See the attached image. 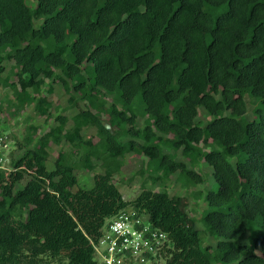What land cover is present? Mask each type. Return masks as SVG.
<instances>
[{
    "label": "trees",
    "instance_id": "1",
    "mask_svg": "<svg viewBox=\"0 0 264 264\" xmlns=\"http://www.w3.org/2000/svg\"><path fill=\"white\" fill-rule=\"evenodd\" d=\"M55 83L78 111L30 125L0 168V264H100L94 241L130 206L169 234L164 264H264V0H0V87L51 117ZM128 154L161 185L131 201L116 180ZM174 176L204 185L200 210Z\"/></svg>",
    "mask_w": 264,
    "mask_h": 264
},
{
    "label": "rangeland",
    "instance_id": "2",
    "mask_svg": "<svg viewBox=\"0 0 264 264\" xmlns=\"http://www.w3.org/2000/svg\"><path fill=\"white\" fill-rule=\"evenodd\" d=\"M7 66V71L11 69L13 66V61L8 60L5 62ZM49 98L53 102V115L51 117L38 115L34 110L33 104H30L27 110L20 111L18 106L16 105V99L13 94V91L10 87L1 86L0 87V99L2 101L3 109L0 112V129L6 131L12 141V153L15 155H19L23 150L19 147L18 141H24L25 136L30 132V125L35 124L39 125L42 130L52 125L55 122V116L60 113L67 114L72 116L76 111H78V107L72 106L69 104V95L65 92L62 85L59 83H55L54 91L49 94ZM248 100V98H247ZM82 104V103H81ZM250 105V104H249ZM251 109V105H250ZM251 114V110L249 111ZM201 117L203 119L208 118V114L202 110ZM139 124L143 125V117H139ZM72 124V120L70 121ZM97 131L96 127H88L84 130V133L88 136L95 134ZM66 149H70L69 145L64 146ZM61 148L60 145L54 144L51 149V155L48 160L49 168H52L54 165V159L56 152ZM180 158H183L182 155H179ZM122 167L120 171L116 174V180L119 185V188L124 196V198L128 201L133 200L145 187H153L158 188L161 185L158 183L152 182V180H147L145 176L140 172L141 167L143 166L142 158L128 154L124 158H121ZM97 163L96 168L94 170H87L79 165L77 169V175L79 178L78 185L74 188L80 187H90L93 184V176L95 172H99L102 169L101 160H95ZM205 171H209V168L204 163L202 165ZM147 176V174H146ZM28 176L23 180L25 183L28 180ZM167 189L170 191L172 195L175 194H184L188 193L191 196L189 197V201L191 203L192 208H195V211L201 209L203 206V200L195 198L194 191L197 189L204 188L203 184L198 186H193L190 189L184 188L180 182L176 179V176L170 181H168ZM198 208V209H197ZM41 264H69L67 259H60L56 257H48L44 256V258L40 261Z\"/></svg>",
    "mask_w": 264,
    "mask_h": 264
},
{
    "label": "built area",
    "instance_id": "3",
    "mask_svg": "<svg viewBox=\"0 0 264 264\" xmlns=\"http://www.w3.org/2000/svg\"><path fill=\"white\" fill-rule=\"evenodd\" d=\"M12 141L0 129V168L11 169ZM172 247L169 234L152 226L148 215L132 206L107 218L94 241L100 264H164Z\"/></svg>",
    "mask_w": 264,
    "mask_h": 264
}]
</instances>
